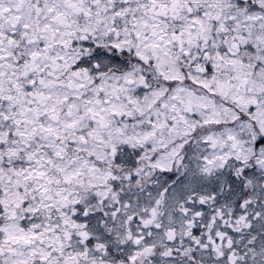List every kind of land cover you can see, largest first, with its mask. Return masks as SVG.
Masks as SVG:
<instances>
[{"label":"snow or ice","instance_id":"snow-or-ice-1","mask_svg":"<svg viewBox=\"0 0 264 264\" xmlns=\"http://www.w3.org/2000/svg\"><path fill=\"white\" fill-rule=\"evenodd\" d=\"M0 264H264V0H0Z\"/></svg>","mask_w":264,"mask_h":264}]
</instances>
